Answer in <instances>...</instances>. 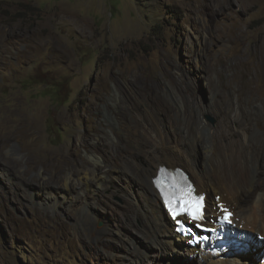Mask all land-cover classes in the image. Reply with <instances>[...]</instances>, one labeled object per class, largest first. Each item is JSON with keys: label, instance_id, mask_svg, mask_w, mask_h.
<instances>
[{"label": "rangeland", "instance_id": "obj_1", "mask_svg": "<svg viewBox=\"0 0 264 264\" xmlns=\"http://www.w3.org/2000/svg\"><path fill=\"white\" fill-rule=\"evenodd\" d=\"M218 99L245 108L251 148L262 145L264 0H0V264H161L159 248L145 257L109 231L118 209L86 199L84 188L77 205L73 191L60 207L43 205L56 190L42 181L64 154L99 158L105 172L112 147L139 121L167 131L172 120L181 124L172 135L186 126L191 139L204 123L210 140ZM112 185L103 193L120 183ZM251 241L230 246L246 256Z\"/></svg>", "mask_w": 264, "mask_h": 264}, {"label": "bare ground", "instance_id": "obj_2", "mask_svg": "<svg viewBox=\"0 0 264 264\" xmlns=\"http://www.w3.org/2000/svg\"><path fill=\"white\" fill-rule=\"evenodd\" d=\"M198 44H201L200 40H197L195 46ZM243 93L252 95V92ZM215 104L220 123L213 128L210 140H206L200 131L204 123L197 124L196 134L191 139L190 133L185 130L186 126L180 134L173 136L172 132L180 128L181 124H175L172 120L167 131L157 124L139 121L135 124L139 128L131 127V135L122 141L118 140L112 147L108 159L110 167L105 172L98 171L99 158H95L92 164L77 158L69 159L64 154L63 158L66 160L62 164L64 166L42 181L45 187L55 183L56 190L54 193L48 192L49 196L43 197L42 204L60 207L73 191L76 195L71 196L69 206L77 205L82 197L80 190L84 188L86 199H98L104 205V210L118 209L119 220L110 226V232L124 237V240L126 239L145 257L149 249L159 248V253L164 258L161 264H172L177 257L182 258L181 254L184 253L195 259L204 260V264H264V254L261 256L262 247L259 246L258 251L259 240L256 234H252L255 231L264 236V154L260 152L261 146L264 149V143L258 145L256 139V150L251 148L255 139L250 140L251 136L244 121L247 113L243 106L239 104L237 108L234 107L237 112L235 113L229 103L222 105V99H218ZM198 111L200 114L205 112L202 109ZM136 119V116L132 115L134 122ZM186 120L190 124L188 117ZM199 147L204 150L202 163L196 158V150ZM91 155L94 156L93 153ZM260 157L263 158L261 165ZM166 163L171 168L182 166L197 187V191L206 194L204 210L208 217L218 216L220 214L218 209L223 206L232 210L238 229H242L241 232L247 234L249 239L244 240L245 235L238 229L234 230L235 234L226 237L229 240L237 238L243 242L252 239L250 245L245 246L249 252L245 253L246 256L239 252L237 255L228 246H223L220 250H214L211 248L212 245L207 249L186 246V239L175 232V222L167 218L152 182L157 169L166 166L163 165ZM116 181L120 183L119 186H115ZM110 185L116 189L104 194L103 191ZM115 195L120 199L113 201ZM87 203L88 201L86 205ZM65 206L68 208V205ZM236 206L241 211L234 210L233 207ZM244 224L252 228L243 227ZM123 225L126 229L124 232ZM244 229L252 232L243 231ZM134 238L143 239L140 240L146 242V247L138 245ZM176 262L179 264L178 260Z\"/></svg>", "mask_w": 264, "mask_h": 264}, {"label": "clouds", "instance_id": "obj_3", "mask_svg": "<svg viewBox=\"0 0 264 264\" xmlns=\"http://www.w3.org/2000/svg\"><path fill=\"white\" fill-rule=\"evenodd\" d=\"M161 167H164V168H166L167 170H170V171H174V170H176V169H180V170H182L187 176H188V178H189V180L191 181V183L193 184V186H194V188H195V191H196V193L199 195V194H204L205 195V197H204V208L206 207V194L204 193V192H202V193H200V192H198L197 191V187L195 186V184L193 183V181H192V179H190V177H189V174L182 168V167H174V168H171V167H166V166H160L158 169H157V172H156V175L152 178V182H153V185H154V188L156 189V191L158 192V194H159V197H160V201L162 202V204H163V206H164V210L166 211V214H167V218L169 219V220H172L171 219V214H170V210L168 209V207L165 205V202H164V200H163V198L161 197V195H160V192H159V190H158V188H157V186H156V184L154 183V178L157 176V174H158V171L160 170V168ZM204 208H203V218H204V220H201V222H200V220H198V221H193L192 219H188V218H185V217H183V216H180V218L182 219V221L186 224V225H189V227L190 228H192L193 230H195V232L196 233H198L199 231H200V229H199V227L197 226L198 224L199 225H207V224H211V225H209V226H215V224H214V222H216L217 220H218V216L221 214L220 212V214L218 215V216H216V215H213L210 219H209V217H208V215H206V213H205V210H204ZM227 208H229V207H227ZM218 211H219V209H218ZM231 212H232V210H230ZM233 217H234V214H233V212H232V217L230 218V220H231V222H232V227H231V230H232V232H235L234 230L235 229H238V227H237V223L233 220ZM173 222H174V220H172ZM241 230L242 229H238V231L241 233V234H243L242 232H241ZM244 231V230H243ZM175 232L180 236V237H182V238H184V239H186V241H185V244H186V246L188 247V248H202L203 246H201V245H199V244H195V245H193L190 241H189V239H190V236H187V235H185L184 234V232L182 231V230H179L178 229V227L175 225ZM247 239H249L247 236H246V238L244 239V240H247ZM257 239L258 240H264V236L263 235H261V234H257ZM239 240V239H238ZM235 241H236V239H235ZM239 243H240V241H238ZM245 242H243V244H244ZM209 246V245H208ZM225 246H228V248H231L232 250H234V248L235 247H237L236 245H232V246H229V245H225ZM208 248V247H207ZM206 248V249H207ZM212 248V247H211ZM214 250H220V249H216V248H213Z\"/></svg>", "mask_w": 264, "mask_h": 264}, {"label": "snow or ice", "instance_id": "obj_4", "mask_svg": "<svg viewBox=\"0 0 264 264\" xmlns=\"http://www.w3.org/2000/svg\"><path fill=\"white\" fill-rule=\"evenodd\" d=\"M202 200H203V197H199V198L193 197L190 200L182 199L178 206L179 211L173 209L172 211L173 216L179 215L180 212H187L193 221L201 220L203 218V204L201 203ZM224 211H227V210L225 209Z\"/></svg>", "mask_w": 264, "mask_h": 264}]
</instances>
